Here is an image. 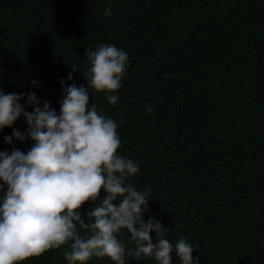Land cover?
Returning a JSON list of instances; mask_svg holds the SVG:
<instances>
[{
    "label": "trees",
    "instance_id": "1",
    "mask_svg": "<svg viewBox=\"0 0 264 264\" xmlns=\"http://www.w3.org/2000/svg\"><path fill=\"white\" fill-rule=\"evenodd\" d=\"M100 43L129 66L115 106L91 88L90 104L123 121L118 152L140 168L126 182L150 190L145 222L155 216L173 245H198L199 264H264V0H0V90L35 92L59 113L64 87L87 86L84 53ZM13 128L26 130L23 116L0 131V151L26 153L30 139L4 142ZM117 238L134 249L126 229ZM68 250L22 264H68Z\"/></svg>",
    "mask_w": 264,
    "mask_h": 264
},
{
    "label": "clouds",
    "instance_id": "2",
    "mask_svg": "<svg viewBox=\"0 0 264 264\" xmlns=\"http://www.w3.org/2000/svg\"><path fill=\"white\" fill-rule=\"evenodd\" d=\"M84 55L87 86L64 87L59 113L48 101L41 103L35 92L0 90V131L21 116L27 125L24 132L13 128L4 142H34L26 153L18 148L0 151V264H22L65 244L68 264H87L93 257L126 264V252L136 260L172 264L173 251L181 264H199L193 256L198 245L183 237L173 245L166 238L169 230L155 216L145 222L150 190L126 182L140 168L118 152L123 121L90 104L89 88L104 93L109 104L118 103L116 93L129 66L127 53L115 44L100 43ZM76 71L73 64L69 81ZM29 106L33 111H26ZM146 110L151 113V106ZM86 203L92 208L85 214L81 208ZM122 229L130 233L134 249L126 250L117 238Z\"/></svg>",
    "mask_w": 264,
    "mask_h": 264
}]
</instances>
